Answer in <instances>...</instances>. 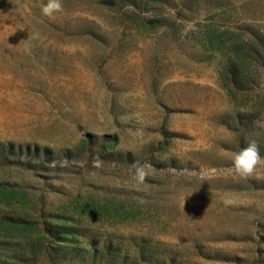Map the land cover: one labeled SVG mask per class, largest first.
<instances>
[{"label":"rangeland","instance_id":"1","mask_svg":"<svg viewBox=\"0 0 264 264\" xmlns=\"http://www.w3.org/2000/svg\"><path fill=\"white\" fill-rule=\"evenodd\" d=\"M44 3L0 0V143L23 150L0 158V218L25 222L0 239L39 246L17 264H264V167L231 171L252 142L264 157V67L233 98L204 43L264 35V0Z\"/></svg>","mask_w":264,"mask_h":264},{"label":"trees","instance_id":"2","mask_svg":"<svg viewBox=\"0 0 264 264\" xmlns=\"http://www.w3.org/2000/svg\"><path fill=\"white\" fill-rule=\"evenodd\" d=\"M251 35L243 38L239 33L230 29H211L205 35V46L212 53H219L223 59L221 67L218 70L219 85L233 98L239 99L246 94L256 90L259 84L260 75L257 70L259 66L264 67V35L251 29ZM263 104L254 99L249 106L243 108L242 111H236L231 117L232 125L236 127L243 126V133L248 129L246 127L253 123L262 112ZM229 127L230 124L227 123ZM240 129V128H239ZM22 149L15 148L12 145H3L0 143V158L6 157L8 154H21ZM38 151L30 152L26 148L25 154L39 156ZM42 155L47 159L49 153ZM24 220L12 217L0 218V225L6 227H25ZM65 229V228H63ZM69 230H63L58 237L63 239ZM66 234V235H65ZM39 246L28 240L21 243H8L0 239V264H17L36 260L39 255L36 248ZM143 249L139 250L142 253ZM66 257L67 254H63ZM69 255V253H68Z\"/></svg>","mask_w":264,"mask_h":264},{"label":"clouds","instance_id":"3","mask_svg":"<svg viewBox=\"0 0 264 264\" xmlns=\"http://www.w3.org/2000/svg\"><path fill=\"white\" fill-rule=\"evenodd\" d=\"M130 7V6H129ZM62 10L61 0H46L43 4L42 12L46 16H53L56 12ZM264 127V124H260ZM264 167V157L260 155V150L255 142L234 153L231 171L241 177L247 178L257 173L258 168ZM148 173L144 166H138L135 171V179L143 183Z\"/></svg>","mask_w":264,"mask_h":264}]
</instances>
